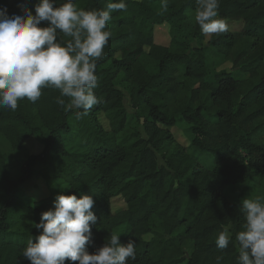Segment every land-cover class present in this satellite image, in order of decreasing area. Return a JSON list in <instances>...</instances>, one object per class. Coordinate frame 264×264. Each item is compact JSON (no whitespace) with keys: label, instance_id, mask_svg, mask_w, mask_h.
Masks as SVG:
<instances>
[{"label":"trees","instance_id":"1","mask_svg":"<svg viewBox=\"0 0 264 264\" xmlns=\"http://www.w3.org/2000/svg\"><path fill=\"white\" fill-rule=\"evenodd\" d=\"M36 2L0 0V7L12 15L25 5L35 14ZM73 2L94 10L109 0ZM126 3V11L111 13V36L96 68L101 103L88 114L77 119L75 110L65 111L51 88L35 103L25 98L15 111L0 109V134L19 156L21 172L10 177L0 148V264H30L21 254L42 231L33 223L61 191L95 200L90 253L115 231L122 243L136 242V259L128 264H217V256L220 264H237L243 200L230 201L225 190L264 173V0H220L219 16L242 28L211 35L206 44L195 22L196 0H168L166 12L161 0ZM162 24L169 26L168 45L155 41ZM227 63L231 68L222 67ZM126 95L144 135L128 128ZM176 126L189 146L177 140ZM35 137L43 150L27 154L25 142ZM36 164L50 193L26 202L22 185ZM115 198L125 207L114 210ZM224 229L231 240L221 250L216 238Z\"/></svg>","mask_w":264,"mask_h":264},{"label":"clouds","instance_id":"2","mask_svg":"<svg viewBox=\"0 0 264 264\" xmlns=\"http://www.w3.org/2000/svg\"><path fill=\"white\" fill-rule=\"evenodd\" d=\"M142 2V0H137ZM195 22L205 36L228 31L219 16L220 0H196ZM168 0L161 9L168 10ZM22 13L9 15L0 7V109L17 110L18 101L35 103L45 88L56 89L55 102L65 111L75 110L77 119L101 103L95 94L99 81L97 62L111 36V13L127 10L126 0H109L105 8L85 10L73 0H37L35 14L21 5ZM46 21L47 26H41ZM66 98V99H65ZM92 195L61 191L54 206L41 214L33 226L42 231L27 241L21 256L30 264H128L136 259L135 241L121 242V234L110 232L106 242L90 253L86 245L92 238V225L98 217L92 211ZM243 230L235 235L237 264H264V196L245 198ZM231 235L221 231L216 245L228 248ZM222 256H217L220 264Z\"/></svg>","mask_w":264,"mask_h":264},{"label":"rangeland","instance_id":"3","mask_svg":"<svg viewBox=\"0 0 264 264\" xmlns=\"http://www.w3.org/2000/svg\"><path fill=\"white\" fill-rule=\"evenodd\" d=\"M226 21V20H225ZM228 25V30L238 31L241 30L242 24L241 22H229L226 21ZM210 36H206L204 40V44L208 41ZM155 41L161 45H168L170 42L169 35V26L167 24L157 25L155 27ZM196 43H193V46ZM222 67L231 68V63H227ZM234 76L236 78H243L244 76L239 72V70L234 71ZM178 79L182 81L184 79V74L181 72L178 75ZM119 86L118 82L116 83ZM124 103L126 108L128 109V128L131 130L137 129L143 135V129L139 126L134 117V109L129 101L128 95L125 96ZM100 121L105 126V128L109 129V124L104 117V115H100ZM174 135L177 140L182 143L184 146H189L190 140L184 131L183 127L176 126L172 128ZM25 152L27 154H39L43 150V143L40 140V137L29 138L25 142ZM0 148L8 155V168L11 178H18L21 175L20 168L16 157H19L16 152L12 149L9 141L0 134ZM262 161L259 163L264 171V156H260ZM205 158V157H203ZM209 162V161H207ZM42 167L41 164H36L33 167L32 178L26 181L22 185V189L25 190L23 197L26 202H32L34 199H40L50 193V189L48 184L38 176V171ZM262 171V172H263ZM58 187V186H57ZM226 196L230 201L236 202L239 200H244L245 198H254L256 196H264V173L256 176L252 181L242 182L235 186H229L225 190ZM125 202L122 198H115L113 200V208L114 210L124 208ZM190 250L187 251V254H190ZM65 264H74L71 261H66Z\"/></svg>","mask_w":264,"mask_h":264}]
</instances>
